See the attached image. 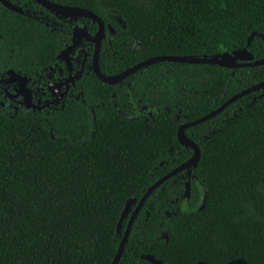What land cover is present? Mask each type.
<instances>
[{"label":"trees","instance_id":"obj_1","mask_svg":"<svg viewBox=\"0 0 264 264\" xmlns=\"http://www.w3.org/2000/svg\"><path fill=\"white\" fill-rule=\"evenodd\" d=\"M0 2V75L41 83L87 16L57 17L35 0ZM86 7L105 24L97 64L118 72L157 54L264 57V0H53ZM112 28V31L108 29ZM63 103L0 104V264H110L140 197L192 148L177 138L235 92L264 79V63L228 67L162 60L115 83L91 67L93 43ZM81 57V53L79 58ZM77 67L79 61L73 63ZM264 87L185 128L194 165L145 198L116 264H264ZM189 195L185 198V182ZM134 204L131 205L130 211Z\"/></svg>","mask_w":264,"mask_h":264},{"label":"water","instance_id":"obj_2","mask_svg":"<svg viewBox=\"0 0 264 264\" xmlns=\"http://www.w3.org/2000/svg\"><path fill=\"white\" fill-rule=\"evenodd\" d=\"M37 3L42 5L44 8L53 11L59 15L62 16H72V15H82V16H87L97 22V29L94 34H90L87 30H82L81 35H84L89 41L93 42V51H92V56H91V67L93 69L94 74L99 78L101 81L106 82V83H115L118 80L122 79L132 71L138 69L139 67L155 62V61H162V60H170V61H180V62H188V63H212V64H219V65H224L228 67H237V66H244V65H258L264 63V57L261 58H255L253 59L252 54L245 48H238L232 53L228 54V57L223 56V55H185V54H157V55H152L148 56L142 60L137 61L136 63L129 65L125 67L124 69L111 73V74H105L103 73L97 64V57L99 53V48H100V43H101V38L104 35V30H105V24L102 18L93 12L92 10L79 6V5H70V4H65V3H60L57 1L53 0H35ZM0 2L5 5L6 7L13 9L18 12H22V10L15 6L13 3H11L9 0H0ZM109 30L112 31V28L108 26ZM77 29L79 30V27L77 26ZM77 32L75 30V26L73 28V35H75ZM73 43L72 45H74ZM71 45H67L62 52L65 54L68 53V49L70 48ZM70 63V62H69ZM81 70V69H80ZM6 74L8 75L7 79L0 78V80H20V81H25V76L21 74H17L12 68H8L6 70ZM264 87V79L260 80L258 82H255L247 87L242 88L241 90L235 92L231 96H229L227 99H225L223 102H221L218 106L213 108L212 110L208 111L207 113L182 122L178 125L176 134L177 138L180 142H183L184 144L190 146L192 148V153L191 155L182 161L181 163L177 164L176 166L172 167L165 173H163L161 176H159L157 179H155L151 184H149L146 189L143 191V193L140 195L138 200H136L134 197L126 199L124 206L120 212L118 221H117V229L119 228L121 221L127 216L128 212V218L127 222L125 225V228L122 232V235L119 239L116 251L113 255V258L110 262V264H116L117 260L119 259L124 243L127 239L130 227L132 225V222L138 213L139 209L143 205V202L147 195L157 186L159 185L162 181L167 179L169 176L173 175L174 173L180 171L183 168H186L190 165H194L196 161L198 160L199 157V146L197 143L190 138L186 133L184 132L185 128L196 124L200 121H203L214 114L218 113L221 111L224 107H226L229 103L232 101L236 100L238 97L241 95H244L250 91H253L255 89H259ZM27 93V91H24ZM264 93V90H263ZM27 105H32L28 101L26 102ZM34 107H43V105L38 106V105H32ZM189 181L185 182V198L188 197L189 195ZM134 204L132 210L130 211L131 205ZM141 256L145 259H147L149 262L152 264H159L161 261L157 258H154V256L150 253H142ZM195 264H204V261L200 260L196 262ZM222 264H247V262L240 257H236L233 259H230L228 261H225Z\"/></svg>","mask_w":264,"mask_h":264},{"label":"flooded vegetation","instance_id":"obj_3","mask_svg":"<svg viewBox=\"0 0 264 264\" xmlns=\"http://www.w3.org/2000/svg\"><path fill=\"white\" fill-rule=\"evenodd\" d=\"M55 14L57 17L72 18V16ZM74 26L77 32L75 35H73ZM77 26L79 27V30L77 29ZM73 28L71 42L67 44L71 45L68 49V53L65 54L64 52H61L60 54V58L64 60V69L59 66L57 61H55V65L49 67L48 79L41 83H36L37 81L30 76H25V81L23 82L20 80H0V104L6 103L11 107H17L19 104H23L27 107L43 109L44 107L51 105L56 107L63 103L65 96L69 95L71 92L74 79L79 76L83 68L84 60L87 56L85 45L87 43H93L84 35L81 37L79 36L81 35L82 30L85 29L83 24H75L73 25ZM73 43L75 44L72 45ZM80 53L81 57L79 58ZM78 61L79 66L77 67L73 63H77ZM0 78L7 79L8 75H0ZM24 91H27V93ZM27 101L32 105H43V107L37 108L32 105H27Z\"/></svg>","mask_w":264,"mask_h":264},{"label":"rangeland","instance_id":"obj_4","mask_svg":"<svg viewBox=\"0 0 264 264\" xmlns=\"http://www.w3.org/2000/svg\"><path fill=\"white\" fill-rule=\"evenodd\" d=\"M220 53H221V55L228 57V54L225 53L224 51H221Z\"/></svg>","mask_w":264,"mask_h":264}]
</instances>
